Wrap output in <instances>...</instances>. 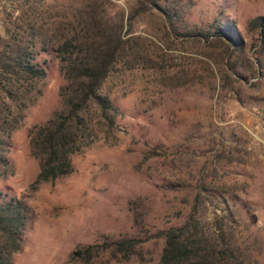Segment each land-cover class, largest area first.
I'll return each mask as SVG.
<instances>
[{
    "label": "rangeland",
    "instance_id": "obj_1",
    "mask_svg": "<svg viewBox=\"0 0 264 264\" xmlns=\"http://www.w3.org/2000/svg\"><path fill=\"white\" fill-rule=\"evenodd\" d=\"M81 1L0 0V43L16 19L68 27ZM91 1L121 19L134 46L102 89L120 111L117 143L93 145L72 158L69 176L30 188L38 163L28 131L59 109L64 84L56 54L39 53L41 94L10 135L0 179V192L30 208L12 264H77L69 261L75 248L101 244L102 236L140 240V255L106 263L104 253L92 264H157L159 233L190 217L211 237L221 228L237 263L264 264V38L248 29L264 17V0H159L173 9L177 36L158 9L136 13L138 0ZM226 23L243 39L230 58L185 35Z\"/></svg>",
    "mask_w": 264,
    "mask_h": 264
},
{
    "label": "trees",
    "instance_id": "obj_2",
    "mask_svg": "<svg viewBox=\"0 0 264 264\" xmlns=\"http://www.w3.org/2000/svg\"><path fill=\"white\" fill-rule=\"evenodd\" d=\"M158 3L138 0L136 13L158 9L163 26L177 36L173 9H163ZM115 20L97 1L82 0L81 11L68 27L34 20L25 26L18 19L7 27L0 43V179L9 170L6 153L10 135L41 94L40 84L46 76L37 59L41 52L52 50L56 54L64 84L59 88V109L28 131L30 156L38 163V174L30 188L69 176L73 172L72 158L93 145H116L120 111L102 89L134 46L121 33V19ZM248 29L259 30V37L264 38V17L252 19ZM185 35L198 40L217 58H230L243 46L233 23ZM235 69L229 71L237 73ZM29 219L30 208L24 199L0 192V264H12L13 256L23 250ZM190 219L159 233L163 247L157 264H239L221 228L219 236L211 237L198 219ZM102 238L101 244L76 247L69 261L92 264L107 253L106 263L127 262L140 255V240Z\"/></svg>",
    "mask_w": 264,
    "mask_h": 264
}]
</instances>
